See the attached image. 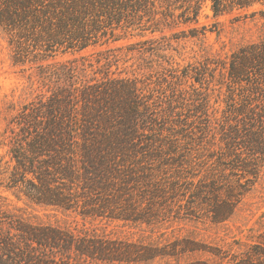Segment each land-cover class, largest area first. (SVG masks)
<instances>
[{
	"label": "trees",
	"instance_id": "16d2710c",
	"mask_svg": "<svg viewBox=\"0 0 264 264\" xmlns=\"http://www.w3.org/2000/svg\"><path fill=\"white\" fill-rule=\"evenodd\" d=\"M207 4L220 17L264 0H0L14 64L29 66L46 90L4 134L10 161L0 186L39 205L135 222L188 192L208 202L214 222L230 218L264 169V42L181 69L147 38L190 26L191 37L204 35ZM132 38L143 40L128 50L139 46L147 65L130 75L111 71L110 53L121 48L98 53L95 70L76 56ZM65 55L74 58L57 60ZM147 70L161 89L152 90ZM4 214L0 264H59L73 252L115 260L113 243L87 246L61 228Z\"/></svg>",
	"mask_w": 264,
	"mask_h": 264
},
{
	"label": "rangeland",
	"instance_id": "374dc122",
	"mask_svg": "<svg viewBox=\"0 0 264 264\" xmlns=\"http://www.w3.org/2000/svg\"><path fill=\"white\" fill-rule=\"evenodd\" d=\"M198 26L205 27L206 32L197 38L187 31L194 26L166 30L147 38L157 39L162 54L181 69L205 57L226 58L243 46L264 42V6L215 17L207 4ZM141 40L132 38L98 46L76 56H88L95 70L100 65L98 53L121 48L110 53L117 55L111 71L126 76L141 64L147 65L146 60L142 61L139 46L128 50V46ZM12 55L9 36L0 25V167L10 161L4 139L6 132L10 134L9 125L25 105L46 91L35 71L29 70V66L15 65ZM72 58L73 55H65L57 60ZM142 72L152 90L161 89L157 75L149 76V70ZM88 73L92 75V70ZM168 170L166 177L173 180L174 168ZM181 199L182 204L172 197L158 201L153 217L147 222H135L84 217L79 212L36 204L19 191L0 186V211L6 213L4 217L15 215L36 225L61 228L72 233L77 241H86L87 246L92 242L95 246L101 245L96 242L114 244L107 248H111L115 260L92 259L73 252L71 261L59 264H264V169L224 222L212 220L207 201H197L188 192ZM7 228L4 225L0 232L5 233Z\"/></svg>",
	"mask_w": 264,
	"mask_h": 264
}]
</instances>
